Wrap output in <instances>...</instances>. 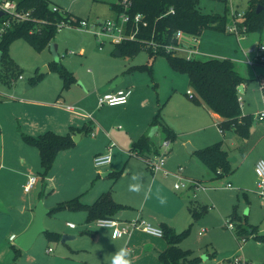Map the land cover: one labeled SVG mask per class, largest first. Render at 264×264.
Listing matches in <instances>:
<instances>
[{
  "label": "rangeland",
  "instance_id": "obj_1",
  "mask_svg": "<svg viewBox=\"0 0 264 264\" xmlns=\"http://www.w3.org/2000/svg\"><path fill=\"white\" fill-rule=\"evenodd\" d=\"M117 2L119 0H51L52 5L69 10L82 18H87L90 21V25L94 22H103L107 19L114 18L117 12L116 9L111 7V4ZM200 5L205 13L226 14L227 27H230L236 20L241 21L243 19L241 16L235 18L232 12L237 11L242 15L249 6V0H200ZM242 37L240 42L235 34L216 28H207L199 36L200 40H204V44L211 45L217 52L226 54V56L234 55L241 58L239 61L240 64L244 63L243 60L248 57H254L255 54L250 52L252 47L258 46L261 42L264 43V28L261 31L252 30L246 34L244 33ZM180 44L193 48L199 45L194 40L193 35L186 32L182 35ZM53 46H57L59 64L65 65L77 78L76 82L65 90H62V79L60 75L52 67L53 62L57 61ZM115 50L116 46L111 43H107L104 50H100L93 32L78 30L69 26L59 29L54 40L41 50H37L22 36L14 39L9 48V60H11V64L10 61L0 64V126L3 129V134H6L4 142L7 155L5 156H12L16 161L20 153L25 154L27 157L26 166L31 167L32 172L38 173L41 169L40 159L32 156L34 153L29 152L30 150L26 151L24 147L36 149L35 155L36 153L40 155L38 148L29 146L24 141L20 132L30 121H39L41 118L37 116L42 118L49 116L45 110L40 111L43 106H39L40 104L36 103L39 101H48L59 104L61 100L70 103L71 101H65L64 95L71 87V89H74L75 85L77 91L83 88L86 93L98 90L100 82L97 77L95 78L96 71H104L105 67H108L109 62L114 61L115 63V61H118L124 65L132 63L133 61H146L150 56L149 52L145 49L134 59L124 55L115 56L113 53ZM107 53L109 56L104 55ZM177 54L189 57L188 53L184 51H177ZM153 58L158 59L157 65L161 69H163V66L166 67L165 65H168L165 56L159 55ZM242 65L245 68V74L250 76L249 80L245 82L246 87L239 94L242 102V111L245 114L251 113L255 115L256 112L264 110L261 81L258 79L260 77V80H264V61L257 62L253 67L247 66L246 64ZM46 66L48 67V71L43 74V77L36 84L28 88L27 84H29L30 78L36 74L37 70L40 71ZM176 73L180 77L178 78L179 89L164 104L162 115L176 127L177 133L181 136V134L187 133L190 124L195 121L190 119L189 115L186 114L185 101L192 99L189 94L185 93L186 91L184 92L182 90V85L185 83L184 77H187V75L177 71ZM123 74L119 73V77ZM20 75L23 78H20ZM138 75H141L138 81L145 90L154 91L156 95V91H158V95L160 93L161 96V101L164 102L166 100L169 96V90L171 92L169 84L170 78L166 76V73H163L161 70L157 73L156 80L154 79L155 81L150 77L147 80L143 78L146 77L144 73H138ZM13 79H15V82H13ZM123 84L121 83V85ZM60 91H62V96L56 100ZM73 93L74 95L78 94L76 91ZM77 107L82 112H92L94 118L98 115V112L90 111L85 106L78 105ZM107 107L110 106L105 105L102 109H106ZM43 109H48L49 112L59 117L68 114L62 108L53 109L51 106H44ZM106 112L116 114L117 110ZM209 131L211 129L207 130V132ZM218 133L220 134L219 139H215L213 143L224 140L225 145L229 149L232 166L236 168L235 172L220 179L209 180L207 191L199 190L195 192L191 188L174 189L177 178L166 186L168 197H171L172 190H179L178 192L186 193L187 198H189L187 209L188 212H191V218L187 222V225L183 227L184 229L189 228V233L180 245L183 248H191L193 250V257H199L196 264H205L202 257L207 258L206 264H264V242L254 236L247 238L248 240L243 242L239 237L247 236L238 235L236 227L230 229L227 225V221L231 220L230 214L234 206L237 205L238 211L243 217V222L247 219L250 224L258 226L259 234L264 235V195L261 194V190L258 188V177L254 167V160L260 157L264 158V120L254 118L250 135L247 138L240 137L234 130L226 131L224 136L219 131ZM84 138L85 140H83L81 146L79 145V148L77 147L75 151L82 149L80 147L86 146L87 143L90 144L96 139L91 134H85ZM154 139L160 144L163 142L164 133L161 127L155 133ZM190 144L194 146L191 141ZM2 147L3 140L0 132V160ZM184 147L187 153L190 154L189 145L184 144ZM162 149L164 148H161V151ZM174 150L175 144L171 142L167 157L173 154ZM87 154L89 153L84 152L79 156L78 159L81 161L79 164L69 161L68 158L63 160L62 157L60 158L59 161L62 166L57 174L53 194L51 191L45 192V187L41 186L40 183L38 184L39 186L37 188L42 190L41 196L43 199L50 194H52L49 196L50 200L54 199L55 202L61 201L63 198H71L75 196V189L79 188L85 179V183L88 186L92 184V181L94 183L109 181L110 178H105L103 173L111 168L121 169L129 156V151L127 152L128 156L121 161L119 167L112 165L110 169H107L109 168L108 165L97 167L94 161L92 162L90 155ZM193 155V160L190 162L189 167L197 166L193 167V172L195 175H199L206 168L202 161L195 154ZM129 159L130 161L127 162L126 168L128 172H124L115 185V188L119 187L124 192L129 191L128 186L130 183H133L131 176L134 173L140 172L142 179L144 174H153L144 159L134 155ZM18 163L20 162L18 161ZM130 167L131 170L129 171ZM189 167L187 170H189ZM229 182L234 186L231 188L227 187V183ZM92 187H95V184ZM35 191L32 189L30 193H24L23 187L16 189L18 201L14 204L13 214L20 228L28 222L31 216L32 210L29 208V199ZM43 199H39L38 202L42 200L44 204ZM87 199L93 200L92 196L90 197V193H88ZM150 204L149 199L148 205ZM81 213L83 212L65 210L59 213L46 214L44 216L45 229H53L61 232L62 238L48 241L46 234L42 232L33 246L29 250L22 252L20 264L71 263L73 260L69 253V246H75L78 243V237L63 240V236L80 235V230L85 226ZM67 222L74 223L77 228H69ZM205 226L207 227V231L202 235L199 234L202 229L206 228ZM5 232L6 227H4L2 236H4ZM5 236L7 237L9 245L15 244V238L8 239L9 233ZM49 247H52V252H48ZM236 257L242 258L243 261L235 263L234 260Z\"/></svg>",
  "mask_w": 264,
  "mask_h": 264
},
{
  "label": "crops",
  "instance_id": "obj_2",
  "mask_svg": "<svg viewBox=\"0 0 264 264\" xmlns=\"http://www.w3.org/2000/svg\"><path fill=\"white\" fill-rule=\"evenodd\" d=\"M236 37L238 38L239 41L241 40V38H243L242 36L238 37L237 35ZM260 44H264V43L261 42ZM199 50L201 54H198L196 57L200 59H206L210 57L232 58L236 62L240 73L243 76L250 78V76H247L245 74V68H243L242 64H246L247 66H251V67H253L255 64L254 65L248 64L246 62V59L243 60L244 63L240 64L239 61L241 60V58L236 57L234 55L226 56V54L217 52L216 50L213 49L211 45L204 44V40H200ZM104 55L109 56L108 53ZM135 57H130V58L134 59ZM157 62L158 59H153L150 56L148 57V59H146V61L143 62L133 61L132 63L129 64L127 63L124 65H122L118 61H115V63L114 61H111L109 62L108 67H105L104 71L103 70L96 71L95 78L97 77L98 81L100 82L98 90L89 91L86 93L83 88H80L77 91L76 89L77 87L75 85L74 89H71L72 88L71 87L70 90L64 95L65 101H69V102L71 101L70 103H66L63 100H61L62 105L48 101L47 102L39 101L36 103V104H40L39 106H43L40 109V111L45 110L46 113L49 114V116H44L43 118L37 116L41 119L39 121H33V122L30 121L29 123H27L26 124L27 126H25L26 128L24 127L23 130L21 129L20 131L21 135L22 133H27L33 136H38L48 130H53L59 134H67L68 132H71L72 127L80 128L85 125L89 126L90 131H94L95 134L92 135L89 132L88 133L78 132V131L73 132L72 133L73 136L76 133H79L77 140L78 142L75 141L74 146L68 149L61 150L58 153V156L56 157L54 165L51 168L49 174L46 177H43L41 175V172L43 170L42 165L39 172L38 173L35 172L37 175H39L40 179L34 188V190L36 191L29 199V208L32 210V213L30 218L28 219V222H26L21 228L18 227L16 223V217L13 214L14 204L18 201L16 189L20 187L22 188L28 178V175L34 172H32L31 167L26 166L27 157L25 154L20 153L16 161L12 156L10 157L5 156L7 155L6 154L7 150L4 142L6 139V134H3V129L0 126L1 137L3 140V147L1 150L2 153L0 160V264H4L12 261V259L15 256V252L12 248L13 244L9 245L7 241V237L5 235L9 233L8 239H11V236L13 235L16 238L20 234L24 233L33 223L35 216V207L37 205L36 203L38 202L39 199H43V197L41 196L42 190H39L40 188L39 189L37 188L39 186L38 184L40 183L41 186L45 187L46 189L45 192L51 191V193L53 194V191H55V182L57 181V174L59 173V170L62 166V164L59 161L61 157L62 160L68 158L69 161H72L75 164H79L81 162L80 159H78L79 156L84 152H87L89 153L87 155H90L93 162L95 155L106 152L110 142L115 141L116 146H114L111 151L112 161L110 165L108 164L109 168L107 169H110L112 165L114 167H119L121 161L128 156L127 152L131 150L134 142L143 135H150L149 132L150 129L152 128V120L155 114L157 113L159 107L162 104L164 106L167 100H169L174 93L178 92L179 89L178 78L180 77L178 73H176V71L171 67L169 61L167 60L168 65H165L166 67L163 66L162 67L163 69H161L160 66L157 65ZM142 64H147V65L150 64L152 66V75H150L149 72L146 70L133 69L131 71H128L129 68ZM161 70L163 71V73H166V76L170 78L169 84H170L171 92L169 90L168 92L169 96L166 98L164 102L161 101V96L160 93L158 95V91H156L157 92L156 95L154 91L151 92L149 90H145L138 81V78H140L139 76H141L138 75V73L146 74V77H143L146 78V80L148 79V77H150L153 81H155L157 73H159ZM119 73H124V74L119 77ZM119 78L120 80L116 84H114ZM184 78H185L184 79L185 83L182 85L183 86L182 90L184 92L186 91L185 93L188 94V90L192 88L189 85L188 76L187 77L185 76ZM258 79L259 81H261L260 77H258ZM121 83L124 84L121 85ZM245 87H246V83L242 85V90ZM118 88H129L132 91V94L129 97L128 102L124 104L109 105L110 107H107L106 109H102L105 105L99 106L98 104L99 96L105 92L112 91ZM74 91L78 92V94L74 95L73 93ZM61 96H62V92L60 91L59 95L56 97V100H58ZM262 99L264 103L263 91H262ZM63 104H73L76 107L78 105H82L87 107L90 111L96 113L98 112V115L96 118H94L92 112L89 111L82 112L79 110L78 107H77V111H70L67 110L63 106ZM44 106L47 107L51 106V108L53 109L62 108L68 114L63 117H59L58 115L49 112L48 109H43ZM185 108L187 110L186 114L189 115V118L193 119L195 122L190 124L187 133L181 134V136H179V133H177L176 127L173 126L172 123H170L167 119L163 117L165 122L177 134V138L174 141H172V143L174 142L175 144V150L173 151V154L167 157L166 167L171 171H175L178 169L179 166H183L184 167L183 175L185 177L201 180L208 185L209 180L215 178H214V174L208 170L206 165L202 162L206 169H203V171L200 172L199 175H195V173L193 172V167H197V166H193L192 168H190L189 164L193 160V156H194L193 154H195V151L197 149L211 145L213 144V141L215 139H219L220 134L218 133V131L224 136V134L228 130H223L220 125L222 117L218 113L209 109L203 103H196L194 100L192 101V99L189 101L187 100L185 101ZM110 110H117V113L111 114L106 112ZM89 114H91L92 118L89 117ZM159 128L160 127L158 126L156 132L159 130ZM210 129L211 131L207 132V130ZM212 129H214V131H212ZM85 134H91V136L95 137L96 139L90 144H88L87 141H85L87 143L86 146L84 145L80 147L82 149H78L77 151H75L79 145L81 146L83 140H85L84 138ZM154 135L152 136L153 138ZM190 141L194 145L192 146L194 147V150H192L189 154L185 150L184 144L191 145ZM219 141L223 143V146L229 152V149L225 145L224 140H219ZM156 143L158 146L162 144V143L161 144L158 143L157 141ZM24 148H26V151L30 150L29 152L34 153V155L32 156L39 158L41 161L40 155H37V153L35 155V152L37 151L36 149H30L27 147ZM131 156L132 155L129 154L125 164L121 169L111 168L110 170H107L106 172L103 173V176L105 178H110L109 181H99V183H94V181H92V184L88 186L85 183L86 182L85 179L84 181H82L81 186L75 189L76 190L75 196L71 198L79 196L82 202L86 204H91L103 192L111 190L112 195L116 201L127 205V208L121 210L117 215V217L120 218L122 221H128L138 215H141L147 220H149L151 223L153 222L154 225L161 226V223L166 222L170 226H172L176 231H182L184 229L183 227L187 225V222L191 218L190 216L191 212H188L187 209V202L189 198H187L186 193H182V192L180 193L178 192L179 190L173 191L172 189L171 190L173 193L170 194L171 197H168L169 195H168V191L166 190V186L168 185V183L173 182L174 179L176 180V177H174L173 175H164L161 172L152 175H150L149 173L144 174L142 179L144 184V190L141 191L140 193H134L130 191L124 192L123 190L121 191L119 187L115 188L116 183L122 177L124 172H128V170H126L127 162L130 161L129 158ZM258 159L259 158L254 160V167ZM18 161L20 163H18ZM188 167L189 170H187ZM130 170L131 167L129 168V171ZM235 170L236 168L233 167L232 173L235 172ZM113 171H122V173L119 178L114 179L112 176H110V173ZM102 180H106V179H102ZM93 184H95V187H92ZM149 188L151 189L152 195L150 198L145 199L144 191L148 190ZM157 190H159V194L161 196L167 198V203L165 205H161L159 201L156 199ZM24 193L26 192L24 191ZM88 193H90V197L92 196L93 199L92 201L87 199ZM49 196H45L43 199L44 204L49 211L46 214H52L50 213V210L53 207H55L58 203L71 199V198H63L61 201L55 202L54 199L50 200ZM149 199L151 203L150 205H148ZM65 210H70V209H65ZM70 211L83 212L81 213L82 214L81 216L83 222H85V226H83V228L80 230V235H65L68 236V238L66 239H73L78 237V243L75 244V246H69V253L72 257L71 259L73 260L69 264H111L112 254L121 247H127L131 250L130 258L133 260V264H163L159 254L168 247V241L164 236L158 237L148 234L143 230L135 229L131 232L130 235H124L122 237H117L116 239H113L111 235L112 233L111 228L108 227L100 228L96 224L95 220L88 222L87 212L85 210H70ZM68 223L69 222H67V226L69 228H73V229L77 228L76 225L75 227H71ZM4 227H6V232L4 236H2ZM204 229L205 231H207V227ZM51 231H56V230L52 229ZM46 238L48 241H51L48 239L47 235ZM79 238L81 239L79 240ZM20 249H21V255L19 257L18 264H20L22 252L25 251L21 247ZM184 249H191V248H184ZM52 251H53L52 247H49L48 252H52Z\"/></svg>",
  "mask_w": 264,
  "mask_h": 264
},
{
  "label": "trees",
  "instance_id": "obj_3",
  "mask_svg": "<svg viewBox=\"0 0 264 264\" xmlns=\"http://www.w3.org/2000/svg\"><path fill=\"white\" fill-rule=\"evenodd\" d=\"M19 2L21 7L32 11L33 18L14 23L0 37V51L2 52L0 64L9 61L11 64L9 48L14 39L22 36L37 50H41L56 37L59 31V22L65 20L78 24L82 18L69 10H54L51 0H19ZM111 7L116 9L117 15L122 11H127L132 15L141 12L145 15L149 25L143 29L142 34L139 35L140 38L165 39L167 42H175V33L180 29L194 36H200L207 28L229 31L227 15L205 13L200 5V0H119L117 3H112ZM171 8L174 9V12H171ZM259 8L260 11H258ZM243 26H246V30L242 32V35L252 30L261 31L264 28V0H249V6L243 14V20L238 21V27H241V30ZM117 48L121 50L124 56L135 57L144 49L149 52L151 58L159 55L165 56L175 71L188 76L189 85L194 93L191 98L196 103H203L222 117L220 125L223 130L233 129L240 137H249L255 117L251 113L244 114L239 101L240 88L249 78L240 73L232 58L210 57L200 59L196 56L188 58L174 52L154 51L152 48H146L139 40L124 42L117 45ZM52 67L62 79V90L68 89L76 82L77 78L74 73L65 65H60L59 61H54ZM133 69L146 70L152 75L150 64L137 65L129 68L128 71ZM42 77L43 74H39L37 70L36 74L30 78L29 84H36ZM162 108L163 104L153 117L152 126L161 127L164 139H169L172 142L177 138V134L163 119ZM75 131L90 133V127L86 125L80 128L72 127L71 132L67 134H59L53 130H48L38 136L22 133L24 141L37 147L40 152L43 167L41 175L43 177L49 174L58 153L75 145L72 135ZM160 148L161 145L158 146L152 136L143 135L134 142L130 151L147 157L159 154ZM195 154L214 174L215 179L223 178L233 171L229 152L221 141L197 149ZM121 173L122 171H113L110 176L117 179ZM125 208L127 205L116 201L112 191L109 190L103 192L91 204L82 202L79 196L60 202L50 210V213L65 209L85 210L87 221L91 222L103 217H117L118 213ZM230 218L231 222H235L238 235H246L247 238L254 236L264 242V235L258 233V226L250 224L247 219L243 222L237 205L234 206ZM161 227L164 231V237L168 241V247L159 254L162 263L196 264L199 257H193V250L184 249L180 245L181 241L188 235L189 228L176 231L166 222L161 223ZM45 233L49 240L62 238V234L56 231L46 230ZM12 248L15 256L12 261L4 264H18L21 249L16 244H13Z\"/></svg>",
  "mask_w": 264,
  "mask_h": 264
},
{
  "label": "built area",
  "instance_id": "obj_4",
  "mask_svg": "<svg viewBox=\"0 0 264 264\" xmlns=\"http://www.w3.org/2000/svg\"><path fill=\"white\" fill-rule=\"evenodd\" d=\"M53 9L56 11H63L57 5L53 6ZM0 37L9 29L14 23L27 21L33 18L32 11L29 9H25L20 6L19 0H0ZM171 12H174V9L171 8ZM235 18L241 16L243 18V14L241 15L237 11L232 12ZM243 20V19H242ZM241 20V21H242ZM240 22V21H239ZM149 22L145 18V15L141 12H137L135 14H130L127 11H122L118 13V15L114 18L107 19L103 22H94L90 25V21L87 18H81L78 24H74L73 22H67L62 20L58 24V28L61 29L62 27L69 26L72 28H76L78 30H86L91 31L95 35L99 49L103 50L107 43H111L115 46L122 44L127 41H141L146 48H152L154 51H167V52H174L177 51H184L188 53V58H191L194 55L201 54L199 50V45L195 48L188 47L186 45L180 44V39L184 32L180 29L175 33V42H167L165 39H154V38H140L139 35L142 34L143 29L148 27ZM228 30L237 35L238 37L242 36V32L246 30V26L242 27V30L238 27V21L236 20L232 26L228 27ZM194 40L199 44L200 38L199 36H194ZM250 52L254 53L253 58H247L246 62L250 65H254L259 61H264V44H259L256 47H252ZM23 78L22 75L19 76ZM15 82V79H13ZM261 90L264 94V80H261ZM132 91L129 88H118L112 91L105 92L99 96L98 104L99 106L103 105H117V104H124L127 103L129 97L131 96ZM188 94L190 97L194 96L193 91L190 89L188 90ZM1 95V92H0ZM239 101L242 105V102ZM59 104L62 105L61 101ZM63 106L70 111H77V107L73 104H63ZM89 117L92 118L91 114ZM254 117L257 119H264V110L256 112ZM92 135L95 134L94 131H90ZM171 141L169 139H164L161 148L162 151L159 154H153L151 156L143 157L139 155L137 152L129 151L130 155H134L144 159L150 170L153 174H157L161 172L164 175H173L177 178V182L175 183L176 189H183V188H191L195 192L197 191H207L208 186L205 182L198 180V179H191L187 178L183 175L184 167L179 166L177 170L171 171L166 167L167 163V153L168 148L170 147ZM116 146L115 141H111L108 145V149L104 153H99L94 157V164L97 167L106 166L111 163L112 161V149ZM255 171L258 177V188L261 190V194L264 195V158H259L255 165ZM40 177L35 173H30L26 182L23 185L25 192H30L32 189L35 188L36 184L38 183ZM227 187H233L231 183H227ZM99 220L105 221H115V227H108L111 228L112 232L118 230V237H122L124 235H130L131 232L135 229H140L148 234L163 237L164 231L161 226L154 225L149 220L144 218L141 215H138L128 221H122L118 217H103L98 218L95 220L96 224ZM71 227H75V224L72 222L68 223ZM227 225L230 229L235 228V224L231 221H227ZM205 230L200 231V234H203ZM15 236H11V239H14ZM241 241L246 242L247 237H239ZM235 263L242 262L243 259L240 257L235 258ZM250 264V263H247ZM253 264V263H252Z\"/></svg>",
  "mask_w": 264,
  "mask_h": 264
},
{
  "label": "water",
  "instance_id": "obj_5",
  "mask_svg": "<svg viewBox=\"0 0 264 264\" xmlns=\"http://www.w3.org/2000/svg\"><path fill=\"white\" fill-rule=\"evenodd\" d=\"M258 11H260V8L258 9ZM2 14V12H0V15ZM54 49V53H55V59L58 61V54H57V46H53ZM114 54L116 56H121L122 52L119 48H117L114 51ZM1 59H2V52L0 51V63H1ZM48 71V67H44V69L39 71V74H44ZM120 80V78L114 83L116 84L118 81ZM27 87H31L30 84H27ZM240 91H242V86L240 88ZM158 126H154L151 129L150 135L153 136L154 133L156 132ZM78 136L79 133H76L73 136V139L75 141L78 140ZM192 150H194V147H192V145H189V151L191 152ZM48 209L44 206L42 200H40L36 207H35V216H34V220L33 223L30 225V227L22 234H20L19 236H17L15 238V244L18 245L19 247H21L24 250L29 249L33 243L36 241L37 237L39 236L40 233L45 231V227H44V216L46 213H48ZM66 238H68V236H64L63 240H66Z\"/></svg>",
  "mask_w": 264,
  "mask_h": 264
},
{
  "label": "clouds",
  "instance_id": "obj_6",
  "mask_svg": "<svg viewBox=\"0 0 264 264\" xmlns=\"http://www.w3.org/2000/svg\"><path fill=\"white\" fill-rule=\"evenodd\" d=\"M131 180L133 183H130L128 186V190L130 192L134 193H140L141 191L144 190V184L142 180V174L140 172L134 173L131 176ZM152 195L151 189L149 188L148 190L144 191V196L145 199L150 198ZM156 199L159 201L161 205H165L167 203V198L163 197L159 194V190H157L156 193ZM98 227H115V221H105V220H99L97 221ZM118 230H115L111 233L112 238L116 239L118 237ZM131 257V250L127 247H121L118 250H116L112 256H111V264H133V260L130 258ZM202 260L205 261L206 264V257H202Z\"/></svg>",
  "mask_w": 264,
  "mask_h": 264
}]
</instances>
